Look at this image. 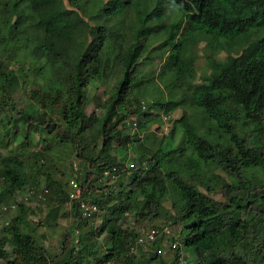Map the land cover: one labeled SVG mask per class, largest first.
Segmentation results:
<instances>
[{"label":"trees","instance_id":"1","mask_svg":"<svg viewBox=\"0 0 264 264\" xmlns=\"http://www.w3.org/2000/svg\"><path fill=\"white\" fill-rule=\"evenodd\" d=\"M20 1L0 0V209L5 200L18 207L0 225V260L143 264L140 255L158 264H264V0H150L155 13L144 18L141 0H23L30 9ZM95 9L114 17L100 21L91 17ZM175 9L183 19L168 24L169 32L163 19ZM154 21L159 34L166 31L168 47L160 78L148 80L140 66L153 32L147 24ZM202 41L208 72L199 75ZM168 73L173 83L164 82ZM28 78L38 82L35 103L21 109L14 93ZM111 78L109 96L98 102L103 114H89L90 86ZM6 108L26 127L14 128L10 117L4 122ZM178 109L181 117L171 120ZM170 121L169 135L158 139L153 125L164 132ZM178 128L182 142L167 152L163 144ZM31 131L42 133L39 148ZM21 138L26 145L3 153ZM114 146L138 151L136 164L121 162ZM193 153L203 173H182L169 158L185 154L191 168ZM75 160L89 167L80 180L88 184L85 198L99 208L89 217L69 202ZM105 170L117 176L110 185ZM170 184L177 193L171 208ZM29 187L49 189L45 200L34 197L46 209L41 225L51 229L72 217L59 254L42 243L34 209L16 202ZM157 222L181 228L170 260L161 254L166 233L151 243L152 251L137 242L138 229Z\"/></svg>","mask_w":264,"mask_h":264},{"label":"rangeland","instance_id":"2","mask_svg":"<svg viewBox=\"0 0 264 264\" xmlns=\"http://www.w3.org/2000/svg\"><path fill=\"white\" fill-rule=\"evenodd\" d=\"M141 1H142L144 6L139 9V12H140L139 17L144 18V17L148 16L149 14L154 15V13H155L154 4L149 7L147 5H148V2L150 0H141ZM20 2L23 6L27 5L28 9H30L29 3H27L26 1H23V0ZM95 11L96 12L93 13V15H91V17L95 16L100 21L108 22V21H110V19H112L114 17V16H111V17L108 16L104 10L103 11H97L95 9ZM131 15L133 16V14H131ZM122 17L129 18L130 15H125ZM136 17H137V15H136ZM134 19L135 18H133L132 20H134ZM180 19H183V15H182L181 11L175 9L173 11V13H171L169 16H167L163 19L162 25L169 32H171V25H168V24H171L173 22L177 23V21H179ZM132 20H129V21L125 20V22L128 24ZM137 21H138V24H140L138 17H137ZM116 23H117V21L112 22V24H116ZM147 25L149 27H151L153 32L148 34V49L144 54V56H147L146 61H145L146 64H141L140 67L143 70L147 71V73H145L146 77H148V80L149 79L151 80V79H153L155 74H157V76H158L159 71H161V67L163 64L162 63V55L164 53L163 50L165 49L166 46L168 47V45H166V46L163 45V42L166 40L167 33H166V31H163V32H160V34H159V31L157 30L158 29V23H156V21L149 22ZM150 25H152V26H150ZM204 46H205V42L202 41V42H200V44L197 48V51L195 50L196 54H197L196 67H197L199 75H202V74L208 72L207 58H206V53H205L206 51L204 50ZM197 52L199 53V55ZM225 56H226V53L220 54L221 58H225ZM144 58H142L141 61H143ZM17 66L19 67V65H16V66L12 65V68L13 69L18 68ZM158 78H160V76H158ZM163 78H164L165 83H173L174 82V78H173L172 74L169 75V73H168ZM34 79L36 81L41 80V79H38L35 77H34ZM198 80L200 81V78H198ZM36 81L33 82L29 78H28V81H26V82H24V80L20 81L19 88L14 93V97L16 99V103H17V106L19 108L25 109L26 107L31 106V104L35 103V100L33 98V87H34V83H38ZM154 82H155V80H154ZM114 84H115V78L93 82V85L90 86L89 91H88L90 97L88 100L87 112L89 114H94V115H99V116H101L103 114V112H104L103 108L99 107V103H98L99 99H101V101H105L107 99V97L109 96L108 93ZM165 86H167L168 89L171 87V85H169V84H165ZM149 89L151 90L150 95L151 96L154 95V93H155L153 91L154 86L150 85ZM145 101H146L145 103H148L149 99L145 98ZM182 113H183V109L176 110L175 112H173V114L171 116V118H172L171 120H175L176 118L181 117ZM2 115H3L2 118H4V122H6L7 118H9V117L14 120V123L17 125L14 128H17L20 126L26 127V125H24L23 122L19 121L16 118V115L13 114V112L11 111L10 108H6ZM170 123H171V125L169 124L167 126V129L165 132L156 130V128L159 126V123H155L153 125L152 130L157 133L156 135H157L158 139L163 135H166V134L169 135L168 133L170 132V130L173 126L171 121H170ZM2 128H3V126H2ZM148 133L150 136V132H148ZM31 135H32L33 140L35 142L36 148H39V146L41 144V140H42V133L38 132V131H36V132L31 131ZM149 136L147 133H145V137L146 138L148 137L147 139L150 138ZM169 137L170 136H168V139H166V141L163 144V147H165L167 152L177 148V146L180 145V143L182 142V139H183V129L178 128L176 133H175V136L173 138H169ZM25 142L26 141L25 140L23 141L22 138L15 140L9 147H7V148L2 147V151H3V153H7V152H10L12 150L19 149L22 146L26 145ZM157 143H154V145L156 144L158 146ZM156 145L153 148H156L157 147ZM111 153L115 154V156H118V159L121 162H127V164H129L130 166H132L133 163L136 164L137 159L139 157V155H138L139 153L136 150L131 149L130 151H123L120 148H117L116 146L113 147V149L111 150ZM193 154L195 156L193 157L194 158L193 159V165L191 168H187L184 165L187 161L186 160L187 157L184 156L185 154H183V158L180 161H177L176 159H174L175 158L174 154L169 155V158L173 162H178L174 165V167H179L180 171L182 173L183 172L186 174H188L189 172H192V173L193 172H201V173H203V171H202V168L204 166L203 161H201L198 158L196 153H193ZM80 164H81L80 165L81 170L83 171L81 176H83V178H84L87 175V170L89 169V167L87 166V169H86V165L84 164V162H81ZM34 177H35V180H37L39 183H43V185H45L43 178L40 179V176H34ZM111 183H113V181H110V183H109V181L106 180V184L110 185ZM170 186L172 189H171L170 195L168 196V200L166 201V205L169 208L172 207V202L177 197V193L173 189L172 184H170ZM28 193H29V189L18 194L17 198H16V200H17L16 202H19L22 200L34 209V212L32 213L31 218L34 220L35 224L40 225L39 226L40 233L41 234L44 233V235H45L43 237L42 243L44 244V246L47 247V249L50 250V252L52 254H59L62 250V246H63L62 244L64 241V234L67 232V228L71 227V225H72V223H71L72 217H61L59 219V225L58 226L51 228V229L46 228L44 225H41L42 224L41 218L45 216V210L46 209L43 210L42 207L38 206V204L36 203L38 201H36V199L33 196L29 197V199L26 200L25 198L28 195ZM218 197H220V196L218 195ZM6 202H10V201L5 200V202L2 203V206H1L2 208L0 209V216H1L0 225L8 223V221H10V218L13 215H16V213L18 211L17 205H15V206L14 205H8ZM5 207H7V209H5ZM96 221H99L98 223H100V220L97 219ZM155 225L162 227V226H166L167 224H163V222H157L155 224L154 223H147L146 226H144L142 228L138 227L139 228L138 230L140 231V233H142V231L144 229H146L148 227H153ZM167 226H169V225H167ZM170 228H172V236H169V237L165 236L164 240L162 241V251H161L162 256L165 257L167 260L171 259V256L173 254V249H174V247H173L174 241L178 238V234L181 230V228L179 226H176L174 228H173V226H170ZM145 248H146L145 250H148V251L153 250V246L151 243H146ZM138 257L140 258V259H138V261L142 262L143 264H158V262H149L148 257H140V255H138ZM1 264H7V263H6V261H4ZM139 264H141V263H139Z\"/></svg>","mask_w":264,"mask_h":264},{"label":"built area","instance_id":"3","mask_svg":"<svg viewBox=\"0 0 264 264\" xmlns=\"http://www.w3.org/2000/svg\"><path fill=\"white\" fill-rule=\"evenodd\" d=\"M80 163V161L76 160L72 163L73 176L69 180V202H77L79 204V209L82 212V215L84 217H89L96 213L99 208L97 204L84 197L85 188L80 182V176L83 173L80 167ZM104 173L106 176H111L114 179L117 177L112 174L111 170H105ZM48 193L49 189L47 188H44V190L40 192H37L35 188H31L25 199L27 200L31 196H37L38 200L43 201L45 200ZM5 209H7V207H5ZM162 233H166L168 237L172 236V229L169 226H165L160 229L148 227L140 234L137 242L140 244L152 243L154 240H156L158 235ZM174 244H177V241H174ZM2 262H4V260H0V264Z\"/></svg>","mask_w":264,"mask_h":264},{"label":"clouds","instance_id":"4","mask_svg":"<svg viewBox=\"0 0 264 264\" xmlns=\"http://www.w3.org/2000/svg\"><path fill=\"white\" fill-rule=\"evenodd\" d=\"M169 123H170V122H166V126H164V132L166 131L167 126L169 125ZM126 164H127V162H126ZM127 165H129V164H127ZM132 166H133V165H132ZM111 178H112V177H111ZM112 179H113V180H112L113 182L116 180V178H115V179L112 178ZM80 182H81V180H80ZM83 186H84V185H83ZM84 188H87V186H84ZM28 189L30 190L31 188L29 187ZM28 189H27V190H28ZM25 191H26V190H25ZM37 192H40V191H37ZM84 192H85V190H84ZM21 193H22V192H21ZM19 194H20V193H19ZM33 197H35V196H33ZM84 197H85V196H84ZM90 201H91V200H90ZM166 226H167V225H166ZM164 227H165V226H164ZM169 227H170V226H169ZM162 228H163V227H162ZM144 230H145V229H144ZM144 230H143V231H144ZM143 231H142V232H143ZM139 236H140V235H139Z\"/></svg>","mask_w":264,"mask_h":264}]
</instances>
